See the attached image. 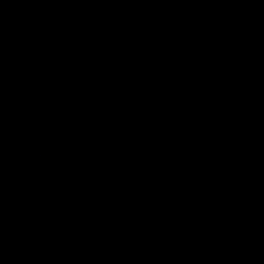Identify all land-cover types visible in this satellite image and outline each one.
I'll return each instance as SVG.
<instances>
[{"label": "water", "instance_id": "95a60500", "mask_svg": "<svg viewBox=\"0 0 264 264\" xmlns=\"http://www.w3.org/2000/svg\"><path fill=\"white\" fill-rule=\"evenodd\" d=\"M0 264H264V0H0Z\"/></svg>", "mask_w": 264, "mask_h": 264}]
</instances>
